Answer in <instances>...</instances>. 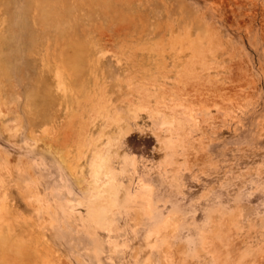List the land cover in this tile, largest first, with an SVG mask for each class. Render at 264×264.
Instances as JSON below:
<instances>
[{
	"label": "rangeland",
	"instance_id": "1",
	"mask_svg": "<svg viewBox=\"0 0 264 264\" xmlns=\"http://www.w3.org/2000/svg\"><path fill=\"white\" fill-rule=\"evenodd\" d=\"M0 264H264V0H0Z\"/></svg>",
	"mask_w": 264,
	"mask_h": 264
},
{
	"label": "bare ground",
	"instance_id": "2",
	"mask_svg": "<svg viewBox=\"0 0 264 264\" xmlns=\"http://www.w3.org/2000/svg\"><path fill=\"white\" fill-rule=\"evenodd\" d=\"M109 164L107 163V166H108ZM108 169V168H107ZM104 170H106L105 168H104ZM107 171V170H106ZM108 172H110V171H108ZM108 172H107V174H108ZM100 173V172H99ZM104 174L106 173V172H103ZM103 175V174H102ZM110 176V175H109ZM106 178V177H105ZM107 179H108V176H107ZM107 184H108V182H106ZM105 185V184H104Z\"/></svg>",
	"mask_w": 264,
	"mask_h": 264
}]
</instances>
